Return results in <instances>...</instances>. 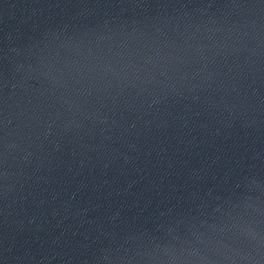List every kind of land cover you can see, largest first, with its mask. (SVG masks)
Segmentation results:
<instances>
[{"label": "water", "instance_id": "obj_1", "mask_svg": "<svg viewBox=\"0 0 264 264\" xmlns=\"http://www.w3.org/2000/svg\"><path fill=\"white\" fill-rule=\"evenodd\" d=\"M0 264H264V0H0Z\"/></svg>", "mask_w": 264, "mask_h": 264}]
</instances>
